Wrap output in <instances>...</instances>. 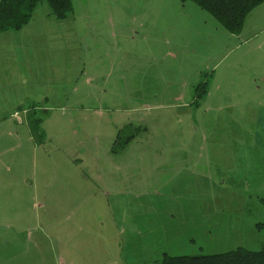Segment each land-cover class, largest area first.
<instances>
[{
	"label": "rangeland",
	"instance_id": "1",
	"mask_svg": "<svg viewBox=\"0 0 264 264\" xmlns=\"http://www.w3.org/2000/svg\"><path fill=\"white\" fill-rule=\"evenodd\" d=\"M73 1L71 23L61 27L79 26L88 60L60 55L64 94L38 111L51 137L22 150L30 181L52 175L43 160L61 157L58 141L123 164L120 172L97 168L94 177L123 191L115 216L127 264H155L165 253L260 250L264 26L230 33L192 0ZM43 6L49 7L43 1L38 14ZM68 39L65 46L75 45ZM203 82L207 92L199 100L195 88ZM125 126L124 135L133 137L113 152ZM112 170L119 185H109ZM8 192L0 191V208L12 206ZM58 258L56 264H68Z\"/></svg>",
	"mask_w": 264,
	"mask_h": 264
},
{
	"label": "crops",
	"instance_id": "2",
	"mask_svg": "<svg viewBox=\"0 0 264 264\" xmlns=\"http://www.w3.org/2000/svg\"><path fill=\"white\" fill-rule=\"evenodd\" d=\"M42 2L24 25L0 30V191H12V206L0 208V264H56L58 257L80 264L81 256L82 264H127L115 216L123 191L102 187L94 177L97 168L120 172L123 164L88 157L86 148L58 141L61 157L43 160L44 166L47 159L54 168L52 175L30 181L31 164L22 157L26 144L42 147L51 137L43 127L39 137L30 119L45 109V102L64 94L59 80L66 73L59 67L60 55H79L76 60L84 64L89 53L78 39V25H71V32L61 27L72 18H57L50 6L38 14ZM260 23L263 27L264 1L248 14L242 32H254ZM69 37L75 45L65 46ZM187 116L193 118L192 110ZM77 148L86 152L78 154L73 150ZM111 174L109 185L114 180L119 185L117 173Z\"/></svg>",
	"mask_w": 264,
	"mask_h": 264
},
{
	"label": "trees",
	"instance_id": "3",
	"mask_svg": "<svg viewBox=\"0 0 264 264\" xmlns=\"http://www.w3.org/2000/svg\"><path fill=\"white\" fill-rule=\"evenodd\" d=\"M46 1L51 12L59 19L67 18L73 12V0H0V30L19 28L29 21L38 3ZM185 1V0H184ZM199 7L211 13L230 33L242 32L248 14L264 0H192ZM206 82L198 85L195 92L199 100L206 95ZM202 89H199V88ZM39 122L36 124V122ZM31 126L43 137L42 118L37 112L30 119ZM127 126L121 128L114 141L112 151L124 149L133 135L126 136ZM155 264H264V242L260 250L245 247L203 254L169 255L165 253Z\"/></svg>",
	"mask_w": 264,
	"mask_h": 264
},
{
	"label": "built area",
	"instance_id": "4",
	"mask_svg": "<svg viewBox=\"0 0 264 264\" xmlns=\"http://www.w3.org/2000/svg\"><path fill=\"white\" fill-rule=\"evenodd\" d=\"M19 115H20V112L19 111H17V112L14 113V116H18L19 117Z\"/></svg>",
	"mask_w": 264,
	"mask_h": 264
}]
</instances>
